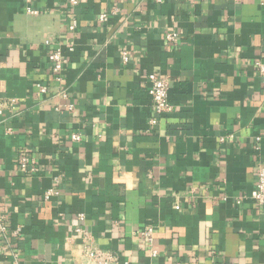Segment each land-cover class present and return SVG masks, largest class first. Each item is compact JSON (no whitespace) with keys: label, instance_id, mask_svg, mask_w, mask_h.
<instances>
[{"label":"crops","instance_id":"0c3cea01","mask_svg":"<svg viewBox=\"0 0 264 264\" xmlns=\"http://www.w3.org/2000/svg\"><path fill=\"white\" fill-rule=\"evenodd\" d=\"M258 62L264 0H0V264H264Z\"/></svg>","mask_w":264,"mask_h":264},{"label":"built area","instance_id":"2783aa9c","mask_svg":"<svg viewBox=\"0 0 264 264\" xmlns=\"http://www.w3.org/2000/svg\"><path fill=\"white\" fill-rule=\"evenodd\" d=\"M72 5H79V0H68ZM34 13H38V11H32ZM108 19L107 15H102L101 20L106 21ZM76 29V23H73L71 26V30ZM176 34H170L168 39L175 40ZM53 71L58 80H61L62 73L64 69L65 59L61 51H58L53 54ZM125 60H128V57L125 56ZM260 71V75L262 76L264 82V62L257 63ZM42 93L48 92V87L41 85L40 87ZM170 91V83L168 79L158 77L157 75L153 74L150 76V88L149 93L152 96L154 107L158 114H167L173 111V106L169 100V92ZM3 113V108L0 106V115ZM74 140H80L81 136L79 134L73 135ZM31 160L23 156L21 158V166L23 168H27L30 164ZM258 184L253 192V198L255 199L256 203L260 206H264V165H261L258 169ZM55 194V191L50 190L47 193V198H50ZM176 208L179 209V205H176ZM5 231L4 224L0 221V235L3 234ZM16 233V231H15ZM153 234L154 231L152 228L146 229L142 235L148 239L151 243L153 241ZM88 262L89 264H116V257L110 252L102 249H92L88 253ZM158 251L154 250L153 255L156 256Z\"/></svg>","mask_w":264,"mask_h":264}]
</instances>
